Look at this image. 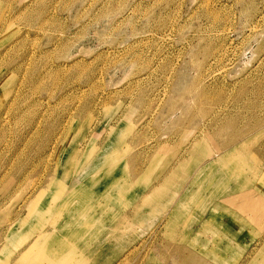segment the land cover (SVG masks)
Listing matches in <instances>:
<instances>
[{"label":"rangeland","instance_id":"374dc122","mask_svg":"<svg viewBox=\"0 0 264 264\" xmlns=\"http://www.w3.org/2000/svg\"><path fill=\"white\" fill-rule=\"evenodd\" d=\"M0 264H264V0H0Z\"/></svg>","mask_w":264,"mask_h":264},{"label":"bare ground","instance_id":"6f19581e","mask_svg":"<svg viewBox=\"0 0 264 264\" xmlns=\"http://www.w3.org/2000/svg\"><path fill=\"white\" fill-rule=\"evenodd\" d=\"M40 241H41V240H40ZM40 241L37 242V244H36L37 247H40ZM253 250H254V249H253ZM45 252H47V251H45ZM54 252H55V251H50V252H48V253L46 254V257L50 258ZM249 254H250V253H249ZM54 256H56V254H55ZM54 256H53V257H54Z\"/></svg>","mask_w":264,"mask_h":264}]
</instances>
